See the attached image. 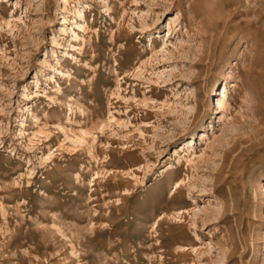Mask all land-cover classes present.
<instances>
[{
    "label": "rangeland",
    "instance_id": "374dc122",
    "mask_svg": "<svg viewBox=\"0 0 264 264\" xmlns=\"http://www.w3.org/2000/svg\"><path fill=\"white\" fill-rule=\"evenodd\" d=\"M0 264H264V0H0Z\"/></svg>",
    "mask_w": 264,
    "mask_h": 264
},
{
    "label": "bare ground",
    "instance_id": "6f19581e",
    "mask_svg": "<svg viewBox=\"0 0 264 264\" xmlns=\"http://www.w3.org/2000/svg\"><path fill=\"white\" fill-rule=\"evenodd\" d=\"M62 2H63V4L66 6L67 4H68V2H69V0H62ZM136 2V1H135ZM129 4V3H128ZM196 7H197V4L196 3H192L191 5H190V8L192 9V11H193V15H194V18H198V17H200V15H199V13L197 12V10H196ZM107 8V7H106ZM79 16L81 17V19H83V15L80 13L79 14ZM177 16V15H176ZM178 20V17L177 18H174V17H171L170 18V20H169V24H172V23H175L176 21ZM84 23V22H83ZM174 26V25H173ZM175 27V26H174ZM170 28V27H169ZM187 30V29H186ZM185 30V31H186ZM188 31V30H187ZM115 37H116V35H115ZM227 94L226 93H223L222 94V98H223V101L224 100H226V96ZM225 102V101H224ZM221 103H222V101H220L219 100V102H218V104H219V106H221Z\"/></svg>",
    "mask_w": 264,
    "mask_h": 264
}]
</instances>
